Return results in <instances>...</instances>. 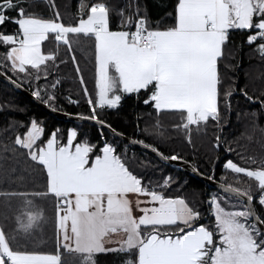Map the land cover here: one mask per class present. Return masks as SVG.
I'll return each instance as SVG.
<instances>
[{"label":"snow or ice","instance_id":"snow-or-ice-1","mask_svg":"<svg viewBox=\"0 0 264 264\" xmlns=\"http://www.w3.org/2000/svg\"><path fill=\"white\" fill-rule=\"evenodd\" d=\"M26 2L0 0V25H18L14 34L0 31V44L8 46L0 66L8 67L10 62L14 73H35L39 80L42 72L47 76V62L56 60L55 53L42 51L50 35L69 51L81 36L94 40L98 91L87 99L90 114L80 115L101 129L111 125H106L97 109H114L125 94H135L157 114L179 113L183 123L176 127L187 130L213 122L222 131L221 103L230 110L232 89L223 87L219 62L230 30H247V42L264 57V0H177L173 12L166 14L170 22L163 27L159 21L153 26L146 8L141 14L140 5L130 4L134 11L125 15L121 8L117 12L118 30L111 27L113 9L104 0L91 4L81 0L75 24L62 22L59 12L51 19L37 16L28 11ZM72 59L75 62V55ZM84 91L87 94V88ZM32 95L55 110L51 93L42 95L37 88ZM43 132L32 119L23 136L16 135L14 141L43 166L46 191L0 193L24 198L14 234L10 237L0 226V264H65L64 253L78 257L79 264H98L97 255L109 253L119 257V264H264V218L253 207L255 200L264 208V164L253 169L226 159L223 168L243 174L247 183L224 187L247 202L242 210H228L213 196L214 223L209 228L197 224L201 213L183 197H169L144 184L113 145L105 143L94 151L95 146L86 140L74 143L75 130L66 143L55 132L43 140ZM221 139L216 136L217 148ZM137 143L163 159H182L165 156L143 140ZM49 195L55 201L56 252L21 250L22 244L14 248L11 241L18 234L30 236L43 220L42 210L29 197Z\"/></svg>","mask_w":264,"mask_h":264},{"label":"trees","instance_id":"trees-1","mask_svg":"<svg viewBox=\"0 0 264 264\" xmlns=\"http://www.w3.org/2000/svg\"><path fill=\"white\" fill-rule=\"evenodd\" d=\"M81 0H27L28 11L43 18H55L59 12L65 24H75ZM86 4L96 0H84ZM113 9V30H118L119 16L117 12L123 8L125 15L134 11L130 4L140 5L147 9L153 26L159 21L163 27L171 17L166 15L174 10L177 0H104ZM11 15H16L11 12ZM18 25L6 22L0 25V31L14 34ZM47 44V45H46ZM45 44L46 49L56 54L55 62H47V76L42 72L40 79L33 75L13 72L8 67L0 66L10 78L29 89L37 88L41 94L45 91L55 96L50 103L58 111L88 116L91 105L87 103L89 96H95L96 60L94 40L80 37L73 41L69 51L62 42L55 41L52 36ZM8 46L0 44V62H4V53ZM75 55V62L72 56ZM77 66L79 72H77ZM44 67V66H42ZM223 87H231L232 96L230 110L221 103L222 131L213 122L208 126H190L189 129L176 127L182 125L179 113L161 112L159 114L143 103V97L125 94L120 105L114 109L105 107L100 118L116 131L146 144H152L165 156L177 155L191 162L197 170L225 185L245 187L247 178L243 174H234L225 170L223 163L232 159L242 167L257 168L264 164V57L254 44L247 42V31L231 30L229 39L223 46V56L219 62ZM83 77L84 83H81ZM58 81V83H57ZM52 85H55L53 88ZM87 88V94L84 89ZM253 97L250 101L248 96ZM46 98V97H45ZM53 108V107H52ZM81 116V115H80ZM35 119L44 129L43 140L55 132L61 143H66L71 130L77 132L76 141L85 140L94 145V151L101 149L105 143L116 148L129 163L134 173L143 177V183L169 197H183L190 206L201 213L197 224L211 228L214 215L210 207L213 196L228 210H242L244 202L204 185L196 178L165 165L148 153L127 145L107 132L89 124L70 123L56 119L41 110L21 92L0 79V193L11 192H44L46 191V172L43 166L33 161L27 150L14 143L16 135L26 132L30 121ZM158 122V127H157ZM221 136L220 147L217 148L216 136ZM39 143V141H38ZM231 148V151H227ZM255 160V163H253ZM171 177L167 186L164 181ZM255 195V189H253ZM34 201L36 209L42 210L43 220L39 222L30 236L18 234L11 241L16 248L18 244L25 247L21 250L37 251L53 254L57 250L56 233L57 218L55 201L51 195L46 197H29ZM24 198L19 196L0 195V226L11 237L17 228L16 216L23 209ZM255 201V200H254ZM257 212L264 218V208L255 201ZM98 264H119V257L114 253L100 254L96 257ZM65 264H79L78 257L67 253L62 255Z\"/></svg>","mask_w":264,"mask_h":264},{"label":"water","instance_id":"water-1","mask_svg":"<svg viewBox=\"0 0 264 264\" xmlns=\"http://www.w3.org/2000/svg\"><path fill=\"white\" fill-rule=\"evenodd\" d=\"M0 79L5 82L6 84H8L9 86L13 87L14 89L18 90L19 92H21L25 97H27L30 101H32L36 106H38L41 110L45 111L47 114L55 117L56 119L62 120V121H67L70 123H79V124H89V125H93L99 129H101V126L98 125L95 121L93 120H89V119H83L81 118L80 115H75V114H70V113H65V112H61L58 110H53L52 107H49L48 105H45L44 103L36 100V98L32 95V92L25 88L24 86H22L21 84H19L18 82L13 83L12 78H10L9 76H7L0 68ZM108 125V124H106ZM101 130L107 132L108 134H110L111 136H113L114 138L118 139L119 141L130 145L132 147H135L137 149H140L146 153H148L149 155H151L152 157H154L155 159H157L158 161H160L161 163L174 167L175 169L184 172L187 175H190L194 178H196L197 180H199L200 182H202L204 185L209 186L211 188H213L216 191H219L221 193H224L226 195L235 197L241 201H243L244 203H246V198L244 197H237L234 193H231L230 191H227L225 189V184L210 178L206 175H204L203 173H201L199 170L196 169V167L189 161L187 160H183V159H178V160H166L163 159L160 155H158L156 152H153L150 148H145L142 144L137 143L138 140L129 137L127 135H124L118 131L113 132V128L111 127L108 128L107 126H104ZM253 207L256 210V206H255V201H253ZM257 211V210H256ZM261 227H264V225H261Z\"/></svg>","mask_w":264,"mask_h":264},{"label":"crops","instance_id":"crops-1","mask_svg":"<svg viewBox=\"0 0 264 264\" xmlns=\"http://www.w3.org/2000/svg\"><path fill=\"white\" fill-rule=\"evenodd\" d=\"M247 31V30H246ZM47 43V41H44L43 43H42V51L45 53V54H47V53H49L50 51L49 50H47L46 49V46H45V44ZM47 45V44H46ZM70 134V133H69ZM74 143H75V140H74ZM140 199L141 200H147L148 198L147 197H140ZM150 207L149 205H145V204H141L140 205V207ZM138 213H139V215L141 214L139 211H137Z\"/></svg>","mask_w":264,"mask_h":264},{"label":"rangeland","instance_id":"rangeland-1","mask_svg":"<svg viewBox=\"0 0 264 264\" xmlns=\"http://www.w3.org/2000/svg\"><path fill=\"white\" fill-rule=\"evenodd\" d=\"M230 31H231V30H230ZM119 105H120V104H119ZM119 105H118V106H119ZM43 136H44V132H43ZM43 136H42V138H43ZM147 198H148V197H147ZM148 199H150V198H148ZM149 206L151 207V205H149ZM135 214H136V215H139V213H138L137 211L135 212Z\"/></svg>","mask_w":264,"mask_h":264}]
</instances>
